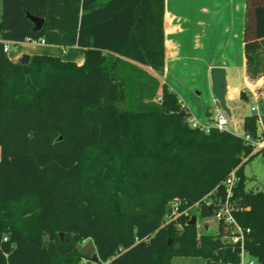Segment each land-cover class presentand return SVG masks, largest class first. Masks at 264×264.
<instances>
[{
    "label": "trees",
    "instance_id": "obj_1",
    "mask_svg": "<svg viewBox=\"0 0 264 264\" xmlns=\"http://www.w3.org/2000/svg\"><path fill=\"white\" fill-rule=\"evenodd\" d=\"M27 14L44 20L40 30ZM163 14L164 0H1V39L76 46L84 61L32 55L23 65L0 42V264H92L78 251L88 239L96 262H209L216 253L214 262L236 264L219 234L161 227L174 198H223L233 170V216L264 264V192H246L243 175L257 154L243 161L252 151L243 138L192 129L177 94L152 73L164 67ZM243 41L247 75L257 78L264 0H247ZM244 129L256 138L255 117Z\"/></svg>",
    "mask_w": 264,
    "mask_h": 264
},
{
    "label": "crops",
    "instance_id": "obj_2",
    "mask_svg": "<svg viewBox=\"0 0 264 264\" xmlns=\"http://www.w3.org/2000/svg\"><path fill=\"white\" fill-rule=\"evenodd\" d=\"M171 2L175 4V9H173V4L170 5ZM192 3H196L194 8L195 10L197 9L200 14L197 15L194 20L187 15L188 12L186 15L178 13L177 10L180 8L184 10V13L186 10L191 9L188 4ZM246 8L247 0H164V67L161 73H152L162 84L174 91L189 109H191L193 114L201 120L208 121L209 116L207 115L210 114L212 110L209 111V106L201 101L199 94L195 93L197 87L196 85L194 86V84L198 82L196 75L200 76L201 74L200 71H197V74L196 72L185 70L186 65L183 63L185 57H182V51H203L206 47H210L211 50L222 51L219 55L220 61L218 63L206 64L203 72V76L206 78L205 87L210 91L209 93L212 97L214 106L216 102L211 94L209 78V71L212 67L219 66L226 69L228 93L231 89L229 86L231 81L233 82V89L238 90V96L241 89L244 87L251 90V94H253L255 88L258 89V87L264 85V73L259 75L255 82H251L246 71V57L243 41ZM212 11H214L213 15L211 13ZM207 17L210 19L208 23ZM17 46L19 48L8 54L9 59L12 61H19L18 58H21L24 54L29 56H60L62 60L74 62L78 66L82 65L84 61V55L83 58H77L78 60L65 58L69 50H82L76 46L65 49L64 54L62 53L64 50L63 48L54 45L22 43ZM246 96L249 100V95L246 94ZM258 96L260 97V102H264V99L261 98L260 95ZM252 105L253 100L250 108ZM204 231H208L207 226H204ZM94 256L95 253L91 258L93 259Z\"/></svg>",
    "mask_w": 264,
    "mask_h": 264
},
{
    "label": "built area",
    "instance_id": "obj_3",
    "mask_svg": "<svg viewBox=\"0 0 264 264\" xmlns=\"http://www.w3.org/2000/svg\"><path fill=\"white\" fill-rule=\"evenodd\" d=\"M0 42L3 44V52L8 55L9 49L14 43L1 38ZM22 43L44 45V41L42 39L34 41L30 38H26L24 42L16 43V45ZM62 53H65V49ZM252 95L253 105L250 108V112L251 116L255 117L257 136L256 138H253L247 132H244L239 136L240 138H243L244 142L252 148L251 153L247 157L243 158V161H246L253 154H262L264 158V132L260 131V129L264 128V102H260L258 94L253 93ZM178 103L180 104L182 111L186 114L188 124L192 129H196L204 134H209L212 130H217L219 132H225L228 130L229 119L219 106L211 111L208 121H204L197 118L191 109H189V107L179 97ZM236 183L237 177L235 175V171L233 170L230 172L226 180L221 183L224 187L223 198L219 197L214 200L209 196H206L193 205H189V203L182 198L177 197L172 199L167 205L161 227L173 224L178 229H181L183 222L188 224L190 219L193 217V210H201L202 207H214L213 217L219 225L218 234L220 235L223 244L228 245L233 251L237 252L238 262L236 264H258L257 260L251 257L245 249L250 229L243 228L239 225L233 216L232 199ZM6 240V238H3L4 242ZM110 262V260H106L103 262H93L92 264H110ZM82 263L86 264L88 261L84 259L82 260Z\"/></svg>",
    "mask_w": 264,
    "mask_h": 264
},
{
    "label": "rangeland",
    "instance_id": "obj_4",
    "mask_svg": "<svg viewBox=\"0 0 264 264\" xmlns=\"http://www.w3.org/2000/svg\"><path fill=\"white\" fill-rule=\"evenodd\" d=\"M172 4H173V9H175L176 7L175 4L171 2L170 5ZM195 5L196 3L188 4V6L191 9L186 10L185 13L184 10H182V8H180L181 10L178 8L176 9H178L177 10L178 13L179 14L182 13V15H186V13L188 12L187 15H189V17L194 20L197 17V15H200L197 9L195 10L194 8ZM213 12L214 11L211 12L212 15ZM209 20L210 19L208 18L207 23L209 22ZM17 48L19 47L12 45L9 49V54ZM220 53H222V51H216L214 49L211 50L210 47L209 48L206 47V49L203 51L184 50L181 52V54L183 55L182 57H185V59H183V63L186 65L185 70L196 73L197 71H200L201 75L200 76L196 75L198 82L194 84V86L196 85L197 87L195 93L199 94L201 101H203L206 105L209 106V111L213 110L214 108H217L218 104L215 101L216 102L215 105L216 107H215L214 104L212 103V97L209 93L210 91L208 88L205 87L206 78L203 76V72L205 70L206 64L218 63L220 61L219 60ZM83 55L84 53L82 50L79 51L69 50L68 55H66L65 58L75 60L79 57L83 58ZM18 59H20V57ZM14 61H18V60H14ZM249 79L251 80V82H255L256 79L258 78L251 79L249 77ZM229 86L231 89L227 95V106L230 110V113L229 115L226 114L227 118L229 119V127L228 130L225 132L235 137H239L242 133L246 132L244 129V124H245V120L251 116L250 105L253 99V95L251 94V90L244 87L243 89H241L240 92L243 91L246 94H248L249 100L248 102H242L239 100L238 90L233 89L232 81L229 83ZM254 93L260 95L261 98L264 99V85L262 87H258V89L255 88ZM210 114H208L207 116H210ZM260 131L264 132V128L260 129ZM243 175L245 176L246 179L245 180L246 192H258V191L264 192V158L262 154H257L244 166ZM192 213L193 216L197 218V224H195L197 238L199 239L201 235L213 236L214 238H217L219 225L218 222L214 219V217L212 215L209 216L202 215L201 210H193ZM204 226L208 227L207 232L204 231ZM78 249L80 252L87 255L88 257H91L96 252L95 246L90 239L85 240L82 244L78 245ZM216 257L217 254L215 253L213 259H211L209 262L207 261V259H204L202 257H175L172 259L171 264H213L214 258Z\"/></svg>",
    "mask_w": 264,
    "mask_h": 264
},
{
    "label": "water",
    "instance_id": "obj_5",
    "mask_svg": "<svg viewBox=\"0 0 264 264\" xmlns=\"http://www.w3.org/2000/svg\"><path fill=\"white\" fill-rule=\"evenodd\" d=\"M27 18L33 23L34 31H38L42 28L44 24L43 19L31 16L30 14H27ZM29 59H30V56L24 54L19 59V63L26 65L28 64ZM209 78H210V89H211V94L213 98L217 102L219 108L225 114L229 115L230 110L227 106L228 81H227L226 69L224 67H219V66L212 67L209 71ZM239 100L242 102H248V98L245 92L242 91L239 93ZM196 221H197V218L193 216L188 222V225L194 226L196 224ZM60 237H62V234H60ZM96 261H97V257L94 256L93 262H96ZM213 264H220V263L214 262Z\"/></svg>",
    "mask_w": 264,
    "mask_h": 264
}]
</instances>
